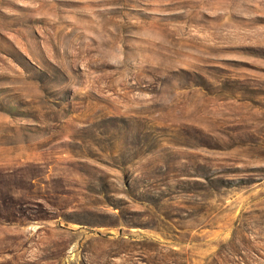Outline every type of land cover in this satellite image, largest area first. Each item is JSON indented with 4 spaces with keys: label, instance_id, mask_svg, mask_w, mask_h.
<instances>
[{
    "label": "rangeland",
    "instance_id": "rangeland-1",
    "mask_svg": "<svg viewBox=\"0 0 264 264\" xmlns=\"http://www.w3.org/2000/svg\"><path fill=\"white\" fill-rule=\"evenodd\" d=\"M0 264H264V0H0Z\"/></svg>",
    "mask_w": 264,
    "mask_h": 264
}]
</instances>
